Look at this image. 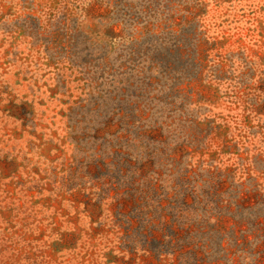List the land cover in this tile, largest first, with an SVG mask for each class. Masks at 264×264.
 <instances>
[{"label":"rangeland","instance_id":"374dc122","mask_svg":"<svg viewBox=\"0 0 264 264\" xmlns=\"http://www.w3.org/2000/svg\"><path fill=\"white\" fill-rule=\"evenodd\" d=\"M140 205L264 215V0H0V264H174L121 247ZM223 226L205 264H264Z\"/></svg>","mask_w":264,"mask_h":264},{"label":"trees","instance_id":"16d2710c","mask_svg":"<svg viewBox=\"0 0 264 264\" xmlns=\"http://www.w3.org/2000/svg\"><path fill=\"white\" fill-rule=\"evenodd\" d=\"M116 157L117 165L114 174L124 176L123 169L127 167L123 162L125 157L121 154H117ZM129 178L130 183H133L136 180V171L131 170ZM141 207L142 205L138 209L139 212L132 218L119 210L113 222L125 230V233L120 236L123 249L134 256L141 253L143 257L157 263L171 256L174 258V264H205V250H211L213 246L219 247L212 250L218 256L211 258L215 261H228L231 255L228 247L235 248L238 245L239 235L235 228L228 230L224 228L223 225L227 220L234 221L235 226H239L245 220H252L264 232V215L257 217L253 209H250V216L242 212L236 214L231 212L232 215L229 217L226 212H222V207V209L217 207L218 218L215 223H210V218L205 219V224H208L211 230L204 233L194 229L198 221L196 219H189L190 217L178 213L167 219L150 210L143 211ZM251 216L254 218L252 219ZM228 243L229 245H225Z\"/></svg>","mask_w":264,"mask_h":264}]
</instances>
